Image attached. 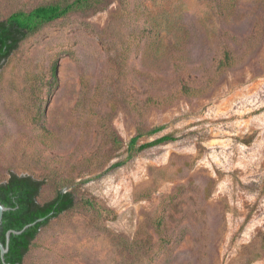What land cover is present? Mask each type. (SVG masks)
I'll return each instance as SVG.
<instances>
[{
	"label": "rangeland",
	"instance_id": "rangeland-1",
	"mask_svg": "<svg viewBox=\"0 0 264 264\" xmlns=\"http://www.w3.org/2000/svg\"><path fill=\"white\" fill-rule=\"evenodd\" d=\"M11 171L77 197L24 264H264V0H100L43 25L0 69Z\"/></svg>",
	"mask_w": 264,
	"mask_h": 264
},
{
	"label": "trees",
	"instance_id": "trees-1",
	"mask_svg": "<svg viewBox=\"0 0 264 264\" xmlns=\"http://www.w3.org/2000/svg\"><path fill=\"white\" fill-rule=\"evenodd\" d=\"M100 0H72L66 3L51 2L40 4L29 10L20 9L5 18H0V69L5 62L15 53L22 43L43 25L55 21L67 14L85 9L97 4ZM51 85L58 81V62L54 61L50 67ZM193 94L196 92H192ZM40 119L44 117V111H39ZM42 123V122H41ZM160 127H155L151 132H157ZM141 133L132 137L129 142L128 158L137 152L158 144L167 143L177 139L174 133L163 134L153 140L138 144ZM114 143L120 139L113 136ZM124 161H118L114 165L120 166ZM45 185V180L32 174H20L11 171L6 180L0 181V201L11 209L5 211L0 227L1 240L6 243L7 231L20 230L26 224L34 223L22 233H12L10 249L5 257L8 262L24 264L26 255L31 250L42 228L61 214L72 209L77 202L76 194L72 190L59 189L49 199L40 200ZM160 226V225H159ZM161 228V227H160ZM0 264H4L0 259Z\"/></svg>",
	"mask_w": 264,
	"mask_h": 264
},
{
	"label": "water",
	"instance_id": "water-1",
	"mask_svg": "<svg viewBox=\"0 0 264 264\" xmlns=\"http://www.w3.org/2000/svg\"><path fill=\"white\" fill-rule=\"evenodd\" d=\"M11 209V207L9 206H6L5 204H3L1 201H0V227H1V224L3 222V217H4V213L5 211ZM35 223V222H34ZM34 223H29V224H26L22 229L20 230H16V229H10L7 231V240H6V243H4L2 240H1V237H0V259L2 260V262L4 264H18V263H11V262H8L6 260V253H8L9 249H10V240H11V235L12 233H22L25 229H27L28 227H30L32 224Z\"/></svg>",
	"mask_w": 264,
	"mask_h": 264
}]
</instances>
